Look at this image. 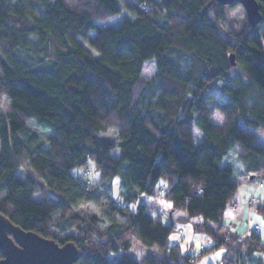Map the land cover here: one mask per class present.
<instances>
[{"label": "trees", "instance_id": "trees-1", "mask_svg": "<svg viewBox=\"0 0 264 264\" xmlns=\"http://www.w3.org/2000/svg\"><path fill=\"white\" fill-rule=\"evenodd\" d=\"M257 2L255 27L225 19L217 0L126 2L132 16L110 27L98 21L120 12L118 0H0V213L60 244L73 240L78 264H194L170 244L175 226L148 205L181 209L201 216L194 227L212 237V249L224 247L216 264H264L259 234L241 239L221 220L240 183L222 164L229 150L247 179L264 169ZM148 59L155 71L145 78ZM31 119L50 134L39 135ZM90 162L98 176L87 182ZM116 176L121 202L112 197ZM254 209L264 217V199ZM69 229L62 238L54 231ZM138 241L154 247L139 260L129 253Z\"/></svg>", "mask_w": 264, "mask_h": 264}, {"label": "rangeland", "instance_id": "rangeland-1", "mask_svg": "<svg viewBox=\"0 0 264 264\" xmlns=\"http://www.w3.org/2000/svg\"><path fill=\"white\" fill-rule=\"evenodd\" d=\"M135 1L136 0H118V4L120 6V12L114 14L113 16H111L105 20L98 21V24L100 26L117 27L119 25L121 19L124 16H129V17L132 16V12L125 5V3L126 2H135ZM244 17H245V11H244V8L242 7L241 4L237 3V4H234L231 6L229 4L226 5V7H225V19H231V18L242 19ZM93 33H94V31H91L90 35H92ZM81 41L93 53L98 54L88 44V42L85 39L81 38ZM154 71H155L154 60L153 59L146 60L143 64L142 75L145 78H150V77H152ZM212 119L214 121H221L222 120L221 114L219 112H215L212 116ZM28 126L29 127L31 126V128L33 130H36L39 135H42V133L44 135L50 134L49 130L37 125L34 119H31L28 122ZM192 132H193L194 142L195 143L199 142L201 140L200 130L196 126H194L192 128ZM260 138H261L260 135H258V141H260ZM112 153L116 157L119 155L117 149H114L112 151ZM235 153H236L235 148L230 149L227 156L223 159L222 164L230 165L233 168V177L232 178L234 180L240 182L238 185L239 187L236 190L237 191L236 195H235L236 198H239L238 194H240L242 192H246V191L252 192V194H251L252 196L246 200V203L248 205L250 203H253L252 201H253V198L255 195L254 193H256L255 196L258 195L259 197L264 198V182L262 184H256L254 181V178L251 179L252 184H249L250 183L249 180H246V182H244L243 178H242V174L240 172L242 169L241 168L242 166H241L239 160L237 159ZM88 167L89 168H87V169L90 171L89 177L91 179H96L98 176V172L96 170H94L93 163L90 162L88 164ZM81 170H82V167H74L72 169V171L74 173H79ZM118 182H119V176H116L113 180L112 197L116 202H121L122 198L119 195ZM244 183H246V184H244ZM157 185L160 188H162V186L166 185V181L164 179L160 178ZM32 197L34 200H39L40 195L38 192H35ZM135 206H136L135 202H129V207L131 210H133L135 208ZM229 206H230V203L228 204L226 210L222 214V220L228 226L227 230L231 229L234 231V230H237V227L239 226L240 222H238L239 220L234 218V215L230 212ZM85 210H86V207H83L82 211H85ZM88 210L91 213L98 214L100 212V207L98 204L93 203L90 205ZM148 210L152 214V216L158 217V219L161 221V223L166 224V225L173 224L175 226L174 229L170 232V234L168 236L169 242H170V244L178 243L182 253H189L191 255H194L196 257L194 264H209V263L216 264L219 261L220 256L224 251V247H216V248L212 249L211 245L214 242L212 237L205 232L196 230L194 227V222L201 220L200 215H194V216L188 217L187 213L181 209H176V210L172 211L171 215H170L169 212L157 211L153 204L148 205ZM257 215L261 218H264L258 212H257ZM229 221H232V222L230 223ZM233 222H236V224H232ZM256 225H258V224H254L251 227L252 231L254 230L253 228L256 227ZM178 229H182L181 234L178 232ZM249 230H250V228L246 229V231H245L244 235L241 237V239H247L249 237L248 236ZM54 231L59 238L64 237L66 233L73 232L72 229H69V230L65 231L64 233L60 232V231H56V230H54ZM261 232H263V231H261ZM257 233H258V231H257ZM180 235L183 236L181 240H179ZM153 250H154L153 246L145 244L142 241H138L135 245H133L129 249V253L131 254L132 257L139 260V258L141 256H143L146 251H153Z\"/></svg>", "mask_w": 264, "mask_h": 264}, {"label": "water", "instance_id": "water-1", "mask_svg": "<svg viewBox=\"0 0 264 264\" xmlns=\"http://www.w3.org/2000/svg\"><path fill=\"white\" fill-rule=\"evenodd\" d=\"M217 1L223 5L233 1L241 4L252 27L262 19L257 0ZM229 59L234 64L233 52ZM0 254V264H78L81 251L73 240L60 244L53 238L21 228L0 213Z\"/></svg>", "mask_w": 264, "mask_h": 264}, {"label": "crops", "instance_id": "crops-1", "mask_svg": "<svg viewBox=\"0 0 264 264\" xmlns=\"http://www.w3.org/2000/svg\"><path fill=\"white\" fill-rule=\"evenodd\" d=\"M240 172L242 174L243 181L246 182V180H249V182H250L249 184H252V182L250 180L251 178L249 177V179H247V177L245 176L243 168L241 169ZM244 184H246V183H244ZM251 194H252V192H250V191L242 192V193L238 194L239 198H236V196H234V198L230 202V206H229L230 212L234 215V218H236L237 220H239L238 222H240L239 226L237 227V230H234V232L239 237H242L244 235L246 229L250 228V230L248 232V236H249L250 232L252 231L251 227L254 224H258L259 225L258 226L259 227L258 228V234H259L260 240L262 242H264V223H263L264 222V220H263L264 218L259 217L257 215V212L254 209L255 204H257L259 202H263L264 198H261L258 195L255 196L256 193H254L255 195H254V198H253V201H252L253 203H250V204L247 205L246 200L249 197L252 196ZM235 195H236V193H235ZM223 212L221 213V220H222ZM222 222L224 223L223 220H222ZM229 222L231 223L232 221H229ZM232 224H236V222H233ZM261 231H263V232H261Z\"/></svg>", "mask_w": 264, "mask_h": 264}, {"label": "built area", "instance_id": "built-area-1", "mask_svg": "<svg viewBox=\"0 0 264 264\" xmlns=\"http://www.w3.org/2000/svg\"><path fill=\"white\" fill-rule=\"evenodd\" d=\"M89 174H90V171L86 168L84 171H83V176L87 179V182H89ZM36 180L38 181V179L36 178ZM254 181L256 184H262L264 182V169L262 170V172L257 175L256 177H254ZM249 202V201H248ZM258 225H256V227H254L253 231L257 232L258 231ZM178 232L181 234L182 233V229H178ZM182 235L179 236V240L182 239ZM204 249V248H203Z\"/></svg>", "mask_w": 264, "mask_h": 264}]
</instances>
